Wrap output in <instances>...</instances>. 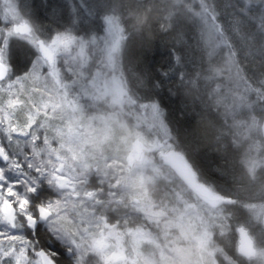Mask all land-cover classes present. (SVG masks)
Segmentation results:
<instances>
[{"label":"snow or ice","instance_id":"snow-or-ice-1","mask_svg":"<svg viewBox=\"0 0 264 264\" xmlns=\"http://www.w3.org/2000/svg\"><path fill=\"white\" fill-rule=\"evenodd\" d=\"M0 13V264H264V0ZM156 15L180 46L146 74L129 46ZM192 110L219 125L211 163Z\"/></svg>","mask_w":264,"mask_h":264},{"label":"rangeland","instance_id":"rangeland-1","mask_svg":"<svg viewBox=\"0 0 264 264\" xmlns=\"http://www.w3.org/2000/svg\"><path fill=\"white\" fill-rule=\"evenodd\" d=\"M65 2L70 3L71 0H15V3H16V6L18 9L24 8L26 10L31 11L35 15V17L39 20L42 19L43 15L46 17V14L48 12H50V3H51V5H56V4H64ZM222 2H223V0H222ZM3 3H4V0H0V7L3 6ZM49 17L50 16H48L47 18H49ZM2 22H4V21H3L2 13H0V23H2ZM162 23H164V20L161 19L159 15L154 16L152 21H151V27L149 29L145 30L144 35L155 36L156 34H158L159 37H162L163 39H165V41L169 45V48H170L169 51H172L173 50L172 46H173L174 42H176L177 47H179L180 44L178 41H176V34L168 35V34H165L161 30L160 25ZM14 51L16 53V55H15L16 66H17V68H22L23 65L26 63V57L24 56L25 45L23 44V42H15ZM128 59L130 61L131 67L136 68L138 66L137 62L135 60L131 59L129 54H128ZM170 59H172V58L168 55L166 65L168 64ZM168 71H169V69L166 68L163 71H161V70H156L155 72L153 71V74H155V73L163 74V73L168 72ZM195 95H196L195 92H192V93H188L187 91L185 92V96L189 100L190 103H191V100L193 99V97ZM173 99H174V97H173ZM164 100H165L166 104H169V105H171V107L175 108L174 103L172 102V100L169 99V97L167 95L164 96ZM205 114H207V113H205ZM190 115L201 116L199 114V112L196 110L189 111L188 116H190ZM181 119H183V116L181 117ZM212 122H214L213 118H212ZM214 128H216V129L213 130L214 132L211 134L210 138H212V139L210 142L206 141L207 139H201L199 141L200 143H199L198 151L206 150V151H204L206 163H211L214 157H216L217 155H223L224 154L223 145H221V147L218 149L216 139H215L216 131L219 128V125L216 124L214 126ZM257 139L260 140V137L258 136ZM261 142L264 143V141H261ZM225 143H227V141H225ZM262 151H264V149H262ZM230 159H231V157H230ZM220 163L222 164L223 161H220ZM241 174H242L241 170L237 169V171H236L237 178H239V176ZM258 174H259V170H258ZM252 202L256 203L259 201H252ZM237 239H238V237H237Z\"/></svg>","mask_w":264,"mask_h":264},{"label":"trees","instance_id":"trees-1","mask_svg":"<svg viewBox=\"0 0 264 264\" xmlns=\"http://www.w3.org/2000/svg\"><path fill=\"white\" fill-rule=\"evenodd\" d=\"M50 16V12L46 14V17L43 15L41 21L44 23L48 22L47 18ZM169 45L162 37H159L158 34L155 36L144 35L142 37L138 36L132 45L129 46V56L131 59L137 62V65L144 69L145 73H153L156 70L163 71L166 69V61L168 59ZM175 105V104H174ZM176 107V105H175ZM191 125L194 131V135L200 141L201 139H207L206 141L210 142L212 138L211 134L216 128H214V122L208 114L203 116H193L190 115ZM210 138V139H209Z\"/></svg>","mask_w":264,"mask_h":264},{"label":"bare ground","instance_id":"bare-ground-1","mask_svg":"<svg viewBox=\"0 0 264 264\" xmlns=\"http://www.w3.org/2000/svg\"><path fill=\"white\" fill-rule=\"evenodd\" d=\"M130 45H132V44H130Z\"/></svg>","mask_w":264,"mask_h":264}]
</instances>
